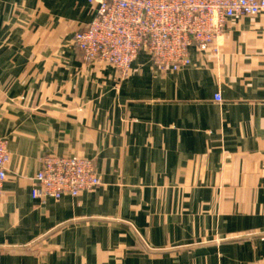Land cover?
Here are the masks:
<instances>
[{"label": "crops", "instance_id": "1", "mask_svg": "<svg viewBox=\"0 0 264 264\" xmlns=\"http://www.w3.org/2000/svg\"><path fill=\"white\" fill-rule=\"evenodd\" d=\"M94 14L0 0V264H264V15L178 71L141 51L123 77L73 44ZM47 155L91 159L101 184L32 198Z\"/></svg>", "mask_w": 264, "mask_h": 264}, {"label": "built area", "instance_id": "2", "mask_svg": "<svg viewBox=\"0 0 264 264\" xmlns=\"http://www.w3.org/2000/svg\"><path fill=\"white\" fill-rule=\"evenodd\" d=\"M87 1L95 14L74 31L73 44L84 61L111 65L123 77L141 51L152 66L178 71L190 64L192 48L211 50L229 20L264 15V0ZM214 98L221 100L218 94ZM11 158L7 140L0 138V200L7 195ZM27 177L33 182L34 199L76 197L101 184L92 160L84 157L44 156L38 170Z\"/></svg>", "mask_w": 264, "mask_h": 264}, {"label": "rangeland", "instance_id": "3", "mask_svg": "<svg viewBox=\"0 0 264 264\" xmlns=\"http://www.w3.org/2000/svg\"><path fill=\"white\" fill-rule=\"evenodd\" d=\"M225 29H226V26H225V28H224V31H223L222 35L225 33ZM222 35H221L220 37H222ZM121 76H122V75H121ZM69 157H75V156H69Z\"/></svg>", "mask_w": 264, "mask_h": 264}]
</instances>
